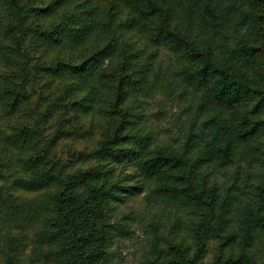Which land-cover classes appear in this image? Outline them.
Returning <instances> with one entry per match:
<instances>
[{
	"label": "trees",
	"instance_id": "1",
	"mask_svg": "<svg viewBox=\"0 0 264 264\" xmlns=\"http://www.w3.org/2000/svg\"><path fill=\"white\" fill-rule=\"evenodd\" d=\"M84 5L74 9L70 7L73 3L63 0L54 7H41L44 19L53 21L47 20L46 27L40 22L37 27L26 25L21 0H0L1 8L9 6L19 17L18 23L8 22L0 29L16 40L12 47L4 42L6 49L11 47L8 58L14 59L15 53L20 57L19 69L5 73L4 82L9 83L0 88L4 99L0 110V162L4 161L0 163V206L17 200L25 215L38 219L35 225L40 242L58 247L51 254L56 264H106L107 214L118 193V182L107 160L119 148L108 146L106 133L118 123L119 115L123 118L116 128L121 126V130L140 118L136 102H129L145 80V69L140 70L136 62L145 48L119 38L117 28L122 27L125 34L147 37L151 44L164 46L188 65L182 79L204 92V102L212 112L207 121L211 162L229 167L241 147L264 134V0H117L103 13L90 3ZM232 13L237 18L227 19ZM231 22L251 29L254 35L240 40L239 28L240 41L234 46L219 41L229 38L227 24ZM98 28L102 32H97ZM27 30L39 53L37 77L49 79L32 84L30 91L27 79L32 53L28 44L24 45L29 39ZM9 64L7 67L12 66ZM51 82L57 84L55 100L48 92ZM34 89H39L35 105L31 100ZM51 100V104L46 103ZM25 103L29 104L26 111ZM57 104L74 117L99 114L104 118L86 130H101L106 124L97 150V168L70 174L52 146L42 145L49 139L51 125L47 122L58 113ZM65 125L61 122L57 126ZM127 136L138 142L135 136ZM257 151L264 170V151L261 147ZM114 156L141 157L138 167L142 176L157 183L159 193L177 196L191 209L206 211L209 218H202L194 231V248L183 243L172 245L167 259V264H203L211 238H221L212 224L221 198L219 187L210 188L195 177L188 181L179 172L185 166L183 157L164 149L148 154L133 149ZM187 175L195 176L192 171ZM256 196L264 199V184L257 185ZM221 204L227 205V200ZM248 216L255 225L247 228L243 249H235L237 236L231 234L223 244L231 247V252L219 253L216 264H262L249 249L258 235L264 234L262 203L257 212L249 209ZM224 218L220 216V224ZM7 262L19 264L12 255Z\"/></svg>",
	"mask_w": 264,
	"mask_h": 264
},
{
	"label": "rangeland",
	"instance_id": "2",
	"mask_svg": "<svg viewBox=\"0 0 264 264\" xmlns=\"http://www.w3.org/2000/svg\"><path fill=\"white\" fill-rule=\"evenodd\" d=\"M62 1L21 0L24 15L27 17L26 25L38 27L39 23L43 22L46 27V21L53 20L44 19V14L39 8L46 6L49 8L52 5L54 7ZM116 1L67 0V4L73 3L70 7L75 9L90 3L103 13ZM15 13L16 11L9 6L8 9L7 6L0 7L1 29L5 28L8 22L12 24L19 22V17ZM232 18H237V14L232 13L227 19ZM227 25L229 38L218 40L228 45L234 46L241 39H248L254 35L251 29L240 28L232 22ZM121 28H117L119 38L128 39L134 45L139 44V47L145 48L140 60L136 61L139 62L140 70L145 69L142 72L145 80L139 89L132 93V101L129 102H136L138 109L136 112L140 118L137 117L138 120H135L131 127L121 130V126L116 128L123 118L119 115L118 123L111 127L106 133L107 137L105 136L110 139L109 147H119L107 160L108 168L113 173L115 182H118V193L111 201V208L107 214L109 236L106 243V264H167L170 247L183 243L186 247L194 248V231L202 218H209L205 210L196 207L191 209L182 198L159 193L158 184L142 176L138 167L141 157L136 160V158L120 156L122 152L133 149L143 151L144 154L164 149L180 155L185 160V166L179 172L188 181H194L195 177L197 181H206L210 188L219 187L221 198L216 212L217 218L212 224L216 226L221 238L218 236L211 238L208 253L203 260V264H216L219 253L231 252V247H223L231 234L237 236L235 249H243L241 243L249 230L247 228L255 225L248 216L249 209L257 212L262 203L264 211V199L256 196L257 185L264 184V170L261 169V162H258L261 153L257 151L259 147L264 151V134L252 140L249 146L241 147L236 154V161L229 167L221 168L211 162L208 147L210 141L207 139L211 132L208 130L207 121L212 112L204 102V92L182 79L185 78L182 72L188 65L164 46L151 44L147 37L125 34ZM239 28L242 33L240 40L237 37ZM1 29L0 88L4 83H9V81L4 82L3 75L11 69L18 70L20 67L18 53H15L14 59L8 58L12 43L16 40L8 37ZM27 32L29 38L31 32L29 30ZM97 32H102V29L98 28ZM5 39L7 41H4ZM4 42L11 45L10 49L5 48ZM27 44L29 53H32L27 79V89L30 91L32 84H42L49 79L43 76L37 77L39 73L35 64L39 59V53L35 52L36 41L29 38L24 43ZM41 55L47 58L46 54L41 53ZM4 59L11 62L12 66L7 67L9 63ZM18 81L21 79L18 78ZM49 85L52 86L48 90L50 98L55 100L59 95L55 89L57 84L51 82ZM38 90L34 89L31 93L34 105ZM3 103L4 99L0 94L1 111H3ZM46 103L51 104L52 100ZM28 105L25 103L24 109ZM57 108L58 113L47 122L51 125L48 128L49 139L42 145L52 146L56 158L66 165V170L70 174L97 168L100 163L97 150L101 146L102 132L104 127V130L106 129V124L105 126L100 124L103 126L101 130H90L88 133L86 130L93 125V122L104 118L102 119L99 114H96V117L81 114L74 117L64 112V107L59 104L56 105ZM20 114L24 115V110ZM55 119L57 122L54 126ZM61 122L66 125L58 128L57 125ZM219 122L221 123V120ZM124 123L126 125L127 122ZM6 131L10 133L8 127ZM127 135L135 136L138 142L133 143L134 140L131 142L132 139L128 140ZM115 138H118L119 145H116ZM110 141L113 145L109 144ZM115 154H119L120 158H115ZM189 171L195 176L189 178L190 176L187 175ZM6 177L10 178L8 175ZM175 185L180 186L179 183ZM223 199L227 200V205L221 204ZM8 203L10 205L7 207L0 206V264H9L8 255L16 257L19 264H56L51 254L58 247L40 242L39 229L35 225L38 219L25 215L24 207L19 205L17 200H9ZM222 215L225 218L220 224ZM249 249L257 261L264 264L263 233L258 235Z\"/></svg>",
	"mask_w": 264,
	"mask_h": 264
}]
</instances>
